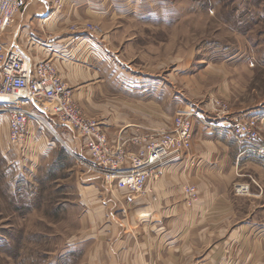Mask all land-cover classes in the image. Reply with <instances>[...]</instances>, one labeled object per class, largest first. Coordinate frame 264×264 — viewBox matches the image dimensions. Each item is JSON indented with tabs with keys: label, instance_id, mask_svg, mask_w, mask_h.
I'll use <instances>...</instances> for the list:
<instances>
[{
	"label": "rangeland",
	"instance_id": "obj_1",
	"mask_svg": "<svg viewBox=\"0 0 264 264\" xmlns=\"http://www.w3.org/2000/svg\"><path fill=\"white\" fill-rule=\"evenodd\" d=\"M60 2L55 0L57 6ZM122 2L119 22L116 18L106 26L113 34L106 45L110 49L104 67L106 91L140 93L143 99L152 92L161 94L166 100H159L161 107L176 109L170 126L140 136L170 131L178 111L193 112L191 123L198 122L212 131L223 132L215 128L220 117L232 120L239 116L242 121L255 117L261 121L254 129L263 151L248 150L250 147L231 137L238 147L237 164L258 165L240 171L236 168L245 176L237 177L231 192L253 201H240L237 220L264 224V0ZM91 25L98 29H91ZM102 28L101 24L84 22L72 24L68 30L100 34ZM188 56V79L176 75L173 83L169 82V70ZM187 100L189 106L180 105ZM27 105L49 127L41 120H32L34 128L25 139L31 146L27 152L24 147L7 144L6 139V146L2 145L8 120L0 114V264H84L89 246L84 232L89 222L80 201L78 172L88 168L90 173H97L84 158L67 151L52 133L51 125L56 128L53 121L59 123L56 118L46 116L39 106ZM195 116H201L208 126ZM191 145L192 130L182 158L189 154ZM123 197L115 196L117 202L126 201ZM113 209L107 215L118 216Z\"/></svg>",
	"mask_w": 264,
	"mask_h": 264
},
{
	"label": "crops",
	"instance_id": "obj_2",
	"mask_svg": "<svg viewBox=\"0 0 264 264\" xmlns=\"http://www.w3.org/2000/svg\"><path fill=\"white\" fill-rule=\"evenodd\" d=\"M123 5L122 0H61L58 6L55 0H30L1 38L7 45L20 46L31 65L42 58L53 59L73 99L86 115L101 122L112 139L167 128L176 110L161 107L159 100L166 101L161 94L152 92L143 99L140 93L106 91L104 67L110 56L106 45L113 37L106 26L116 18L119 22ZM84 22L101 24L103 32L68 30ZM31 36L33 43L27 42ZM180 60L166 75L171 83L176 75L188 79L189 56ZM189 104L187 100L180 105ZM218 119L222 123L226 117ZM32 122L27 133L34 128ZM53 123L52 133L62 146L88 164L81 140L68 127ZM5 139L9 144L7 130L1 138L6 146ZM13 147L31 151L28 140ZM237 163L235 140L196 122L189 154L163 165L159 175L147 181L143 195L130 199L122 191L110 192L99 174L88 168L77 170L80 201L89 222L84 237L90 247L84 264H264V224L237 220L240 201H253L231 192L237 177L245 176L235 169L258 165ZM189 185L196 189L193 197L184 191ZM117 194L126 201L117 202ZM112 209L118 216L107 215Z\"/></svg>",
	"mask_w": 264,
	"mask_h": 264
},
{
	"label": "built area",
	"instance_id": "obj_3",
	"mask_svg": "<svg viewBox=\"0 0 264 264\" xmlns=\"http://www.w3.org/2000/svg\"><path fill=\"white\" fill-rule=\"evenodd\" d=\"M28 1L0 0V114L6 115L8 120L9 145L17 146L25 142L29 121L46 122L29 110L27 104L39 106L46 116H52L60 124L72 128L88 155L87 165L103 178L107 186L124 192L130 199L143 195L147 181L155 179L163 165L185 154L183 152L188 149L191 139V117L195 114L178 111L170 131L147 136L137 134L125 139L110 138L101 122L86 115L73 99L72 91L59 75L53 59L42 58L31 65L20 46L1 41ZM34 41L32 36L27 40L29 43ZM198 118L208 126L201 116ZM257 122L262 123L255 117L243 121L235 117L215 123V128L250 147L248 150L259 151V134L254 129ZM128 145L134 149H129ZM186 192L195 195L194 187H187Z\"/></svg>",
	"mask_w": 264,
	"mask_h": 264
},
{
	"label": "bare ground",
	"instance_id": "obj_4",
	"mask_svg": "<svg viewBox=\"0 0 264 264\" xmlns=\"http://www.w3.org/2000/svg\"><path fill=\"white\" fill-rule=\"evenodd\" d=\"M43 124L46 126V127H49V126H47L46 124H47V122L45 123L44 121H43ZM53 131V130H52Z\"/></svg>",
	"mask_w": 264,
	"mask_h": 264
},
{
	"label": "trees",
	"instance_id": "obj_5",
	"mask_svg": "<svg viewBox=\"0 0 264 264\" xmlns=\"http://www.w3.org/2000/svg\"><path fill=\"white\" fill-rule=\"evenodd\" d=\"M257 161V160H256Z\"/></svg>",
	"mask_w": 264,
	"mask_h": 264
}]
</instances>
